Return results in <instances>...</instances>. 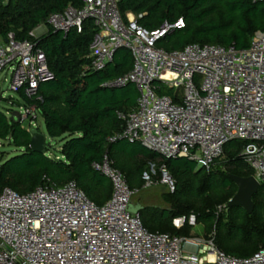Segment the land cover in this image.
I'll use <instances>...</instances> for the list:
<instances>
[{"label": "built area", "instance_id": "1", "mask_svg": "<svg viewBox=\"0 0 264 264\" xmlns=\"http://www.w3.org/2000/svg\"><path fill=\"white\" fill-rule=\"evenodd\" d=\"M118 2L85 0L81 9L70 6L49 19L65 33L73 27L82 31L84 21L93 19L95 69L105 68L120 48L132 52V70L105 84L134 83L140 91L134 109L118 112L123 121L118 137L140 141L167 159L188 157L206 169L224 156L227 142L242 140L254 175L264 176V33H256L244 50L192 43L166 51L158 43L184 28V18L150 30L129 13L124 17ZM4 70L12 73L10 89L30 98H39V85L53 78L45 51L30 40H16L13 33L0 41V73ZM159 85L174 89L175 97L160 94ZM38 113L34 104L26 105L20 120L35 126ZM95 168L113 185L104 205L76 181L47 184L28 194L0 191V264H264V248L241 258L220 250L212 237L148 230L131 209L137 190L113 160L106 155ZM157 175L169 191L176 190L165 164L150 163L143 173L145 185L154 184ZM192 220L195 216L182 215L172 222L182 228Z\"/></svg>", "mask_w": 264, "mask_h": 264}, {"label": "trees", "instance_id": "2", "mask_svg": "<svg viewBox=\"0 0 264 264\" xmlns=\"http://www.w3.org/2000/svg\"><path fill=\"white\" fill-rule=\"evenodd\" d=\"M84 4L85 0H0V39L5 41L13 33L16 40H30L47 55L53 78L39 85V98L20 93L25 105L34 104L43 115L50 139L60 143L55 156L50 155L49 143L47 153L34 151L30 146L31 129L24 126L22 119L0 110V141H8L18 150L14 155L0 158V191L10 188L28 194L47 184L76 181L94 202L104 205L112 196L113 185L95 164L102 163L106 155L137 192L145 186L143 173L150 163L158 167L165 164L176 180V190L167 195L168 217L150 205L140 202L131 205L132 211L140 213L148 230L189 237L190 223L177 228L172 219L193 215L196 223L204 224L205 237L214 238L218 248L227 254L246 258L264 248V181L254 196L252 214L241 207L228 206L231 218L226 223L218 209L238 190L230 174L243 177L255 174L242 154L245 141L227 142L224 149L227 158L217 159L206 169L188 157L167 159L140 141L118 137L123 130L118 112L134 109L140 91L134 83L118 87L105 84L132 70V52L120 48L105 68L95 69L90 49L96 33L93 19L84 21L82 31L73 27L67 33L49 24L51 15L70 6L81 9ZM118 4L124 17L133 13L138 23L150 30L184 18V28L173 30L158 43L166 51L181 50L192 43L244 50L251 46L256 33H264V2L119 0ZM41 25L46 30L35 36L34 31ZM159 93L175 97L171 87L159 85ZM219 161L231 171L226 174L215 170Z\"/></svg>", "mask_w": 264, "mask_h": 264}, {"label": "rangeland", "instance_id": "3", "mask_svg": "<svg viewBox=\"0 0 264 264\" xmlns=\"http://www.w3.org/2000/svg\"><path fill=\"white\" fill-rule=\"evenodd\" d=\"M46 30L44 25H41L34 31V35L38 36L42 34ZM12 82V73L9 70H4L0 73V91L2 92V97H0V110L8 114L10 117L12 116L13 112H20L23 113V107L26 106V100L23 97V95L20 92H16L10 89ZM23 120V119H22ZM24 121V126L30 128L31 130L33 128H37L38 130H41L43 133H47L46 127H45V122H44V117L41 113H38V117L36 120V125L33 126L30 124L29 120H23ZM48 143L52 145L50 155L55 156V152L59 150L60 143H56V141L49 139ZM17 149L8 143V141H0V158L2 156L8 157L11 155H14L17 153ZM227 158V155L222 157V160ZM221 160V161H222ZM215 170H219L218 172H225L226 174L229 173L231 170L227 168V166L224 163H221L220 161L215 164L214 166ZM165 188L168 190L166 185L162 184L160 182V176L157 175L155 178L154 184L150 186H143L141 191L137 192V194L133 198V202L138 200L140 197H143V204H158V202H145L147 200H144V195H147V192L149 191H154L155 189H162ZM235 208V207H232ZM238 208V207H236ZM242 208V207H241ZM220 216L222 217L221 219L224 220L226 223L230 222V213L228 211V203H223L219 205L218 207ZM244 209V208H243ZM245 210V209H244ZM246 211V210H245ZM191 218L194 216L191 215ZM190 225L192 226L191 228V236L190 237H205V229H204V224L202 223H196V218L195 222H189ZM214 226H216V220L212 221Z\"/></svg>", "mask_w": 264, "mask_h": 264}, {"label": "water", "instance_id": "4", "mask_svg": "<svg viewBox=\"0 0 264 264\" xmlns=\"http://www.w3.org/2000/svg\"><path fill=\"white\" fill-rule=\"evenodd\" d=\"M12 118L20 119V112H13ZM32 140L30 143L31 148L34 151L47 153L48 150V136L37 128H33ZM230 178L237 184L238 190L236 194L229 200V207H242L249 214L254 212L255 203L254 196L258 193L264 176L259 178L255 175L249 177L238 176L230 174Z\"/></svg>", "mask_w": 264, "mask_h": 264}, {"label": "crops", "instance_id": "5", "mask_svg": "<svg viewBox=\"0 0 264 264\" xmlns=\"http://www.w3.org/2000/svg\"><path fill=\"white\" fill-rule=\"evenodd\" d=\"M129 17L130 18H135L136 16L133 13H129ZM0 41H2L0 39ZM47 134V133H45ZM48 136V140L50 139L49 135ZM169 193V190H166L165 188L162 189H158V190H154V191H149L147 192V195H144V200H147L145 202H158V204H143V197L139 198L138 200L134 201V202H140L142 205H150L153 206L155 208H158L160 210V215L164 216V217H168L169 215V205L167 202H169V200L167 199V195Z\"/></svg>", "mask_w": 264, "mask_h": 264}]
</instances>
